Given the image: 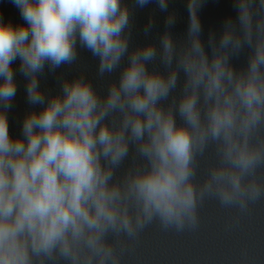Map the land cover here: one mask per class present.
<instances>
[{"label": "clouds", "instance_id": "9594fccd", "mask_svg": "<svg viewBox=\"0 0 264 264\" xmlns=\"http://www.w3.org/2000/svg\"><path fill=\"white\" fill-rule=\"evenodd\" d=\"M9 2L22 22L0 13V264H122L154 223L196 230L207 198L239 214L264 200V0H234L211 56L202 0H188L184 41L169 13L158 45L135 46V10L170 0ZM83 51L97 77L116 74L103 94L84 72L43 86ZM18 77L27 107L14 134Z\"/></svg>", "mask_w": 264, "mask_h": 264}]
</instances>
